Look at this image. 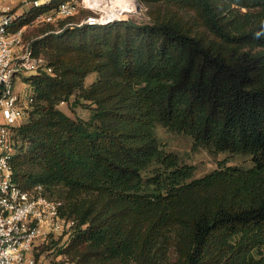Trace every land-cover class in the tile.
<instances>
[{
    "label": "trees",
    "instance_id": "trees-1",
    "mask_svg": "<svg viewBox=\"0 0 264 264\" xmlns=\"http://www.w3.org/2000/svg\"><path fill=\"white\" fill-rule=\"evenodd\" d=\"M140 1L147 21L71 28L63 18L31 41L46 63L24 77L34 101L15 127L13 178L41 184L75 220L66 244L52 236L42 250L56 245L73 264H264V0ZM159 125L253 164L195 177Z\"/></svg>",
    "mask_w": 264,
    "mask_h": 264
},
{
    "label": "built area",
    "instance_id": "built-area-1",
    "mask_svg": "<svg viewBox=\"0 0 264 264\" xmlns=\"http://www.w3.org/2000/svg\"><path fill=\"white\" fill-rule=\"evenodd\" d=\"M52 1L0 0V264H42L35 254L36 248L56 235L63 236L66 244L75 224L73 218L63 214L62 202L50 198L41 184L25 190L13 178L12 160L17 151L15 127L27 121L30 103L34 101L30 91L24 97L21 95L15 78L20 72L36 73L45 66V59L34 54L31 43L24 42L22 29L11 32L9 28L28 12L27 7L37 9L49 6ZM132 1L135 11L114 8L113 0L97 7L88 6L85 0L81 3L63 0L52 12L37 17L54 22L58 17L70 18L78 15L81 8H88L90 12L79 21L67 22L65 26L108 25L138 13L140 7L136 0Z\"/></svg>",
    "mask_w": 264,
    "mask_h": 264
},
{
    "label": "rangeland",
    "instance_id": "rangeland-1",
    "mask_svg": "<svg viewBox=\"0 0 264 264\" xmlns=\"http://www.w3.org/2000/svg\"><path fill=\"white\" fill-rule=\"evenodd\" d=\"M77 1L81 3L82 0ZM136 2L139 5L140 10L138 13L130 14L129 18H132L138 22L149 20L148 7L140 0H136ZM29 10L30 7H27L26 11ZM89 12L90 10L88 8H81L80 13L78 15L70 17L67 22L75 23L81 19V16H83L82 13ZM62 19L63 18L59 17L56 18L54 23L57 25V28L59 27L58 21ZM45 23L47 22L36 17L35 22L33 24L25 26L22 29L24 42L31 43L32 40L39 38V31L45 25ZM37 56L44 57V55L42 54ZM44 59L46 63V58L44 57ZM34 73V71L20 72L15 78V86L23 97L30 91L28 83L24 81V77L32 75ZM97 76V73H91L86 79V84L88 85L93 82L97 78ZM72 101L73 99L71 100V102ZM59 107L72 117L81 116L83 118L88 119L91 116V111L88 108L82 106L72 107L71 103L68 102H61L59 104ZM156 130L159 139L161 140L164 148L167 151L178 153L183 163L193 165L195 167V177H201L205 175L206 173L217 168L220 163H225L226 165H240L245 167H249L253 164V159L251 155L235 154L231 152H219L213 154L203 148L193 149V139L190 136H187L182 133L169 131L167 128L161 125L157 126ZM58 238L59 236L56 235L53 239L57 240ZM63 241L60 242L59 245H61ZM44 246L45 245H41L37 247L35 251L36 256L37 253H39L38 258L39 260H41L42 264H73L64 255L57 254L58 248L56 247V245L49 250L43 251L42 249Z\"/></svg>",
    "mask_w": 264,
    "mask_h": 264
},
{
    "label": "bare ground",
    "instance_id": "bare-ground-1",
    "mask_svg": "<svg viewBox=\"0 0 264 264\" xmlns=\"http://www.w3.org/2000/svg\"><path fill=\"white\" fill-rule=\"evenodd\" d=\"M113 7L118 8L119 10L124 11H135L137 8L135 7V2L132 0H113ZM86 4L91 7H97L100 4H107V0H85Z\"/></svg>",
    "mask_w": 264,
    "mask_h": 264
}]
</instances>
